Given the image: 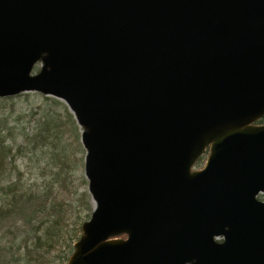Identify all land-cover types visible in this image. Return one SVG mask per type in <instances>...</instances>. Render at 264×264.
Wrapping results in <instances>:
<instances>
[{
	"label": "water",
	"instance_id": "water-1",
	"mask_svg": "<svg viewBox=\"0 0 264 264\" xmlns=\"http://www.w3.org/2000/svg\"><path fill=\"white\" fill-rule=\"evenodd\" d=\"M29 92L82 128L68 264H264V0H0V98Z\"/></svg>",
	"mask_w": 264,
	"mask_h": 264
},
{
	"label": "rangeland",
	"instance_id": "rangeland-1",
	"mask_svg": "<svg viewBox=\"0 0 264 264\" xmlns=\"http://www.w3.org/2000/svg\"><path fill=\"white\" fill-rule=\"evenodd\" d=\"M39 71L40 65L32 74ZM0 123L13 149L9 181L0 186V210L16 211L0 219V264H68L95 208L82 129L62 100L37 92L0 98ZM206 160L194 170L203 169Z\"/></svg>",
	"mask_w": 264,
	"mask_h": 264
},
{
	"label": "trees",
	"instance_id": "trees-1",
	"mask_svg": "<svg viewBox=\"0 0 264 264\" xmlns=\"http://www.w3.org/2000/svg\"><path fill=\"white\" fill-rule=\"evenodd\" d=\"M260 123H264V118L261 120ZM1 125V123H0ZM2 130L0 129V186L4 183H7L9 180L7 179L9 170L7 168L8 166V161L10 160L11 163L13 162L12 160V150L10 147L6 145L8 139L3 137L2 135ZM44 137L40 136L37 140L42 141ZM12 188V187H11ZM1 189V188H0ZM3 190V189H1ZM10 191L13 189H9ZM14 191V190H13ZM14 209V208H13ZM13 209H6L4 212L3 210H0V219H5L8 216L14 215L15 212ZM59 221L56 220L53 224V226H57ZM48 235H51V232L47 233ZM124 237V236H123Z\"/></svg>",
	"mask_w": 264,
	"mask_h": 264
},
{
	"label": "flooded vegetation",
	"instance_id": "flooded-vegetation-1",
	"mask_svg": "<svg viewBox=\"0 0 264 264\" xmlns=\"http://www.w3.org/2000/svg\"><path fill=\"white\" fill-rule=\"evenodd\" d=\"M207 153H209V149L206 150L205 154H204V155H203V156L197 161L196 164L200 163V162L202 161V159L205 158V155H206ZM260 197H264V192H262V193L259 195L258 198H260Z\"/></svg>",
	"mask_w": 264,
	"mask_h": 264
}]
</instances>
